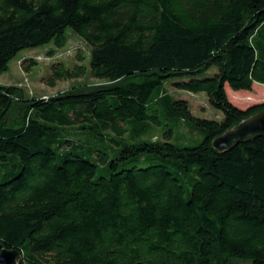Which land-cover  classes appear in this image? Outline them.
<instances>
[{"label":"trees","instance_id":"1","mask_svg":"<svg viewBox=\"0 0 264 264\" xmlns=\"http://www.w3.org/2000/svg\"><path fill=\"white\" fill-rule=\"evenodd\" d=\"M67 27L89 46L87 65L51 61L45 82L85 72L101 82L47 96L0 84V249L25 264H264V137L211 145L264 108L235 106L224 86L264 84V0H0V72L20 49L62 47ZM174 77L221 118L161 90ZM158 112L190 142L163 124L114 157L100 151L105 175L73 144L59 149L70 139L50 145L64 125L96 119L122 134L127 120L160 123Z\"/></svg>","mask_w":264,"mask_h":264},{"label":"rangeland","instance_id":"2","mask_svg":"<svg viewBox=\"0 0 264 264\" xmlns=\"http://www.w3.org/2000/svg\"><path fill=\"white\" fill-rule=\"evenodd\" d=\"M67 41L60 47H54L51 42L41 44L32 48H23L18 50L15 55L7 62V69L0 72V84H16L20 85L25 94L34 96H47L56 92L65 90L72 84L78 83H98L101 80L95 79L85 74L76 78H65L56 80L54 85H49L45 82L44 77L49 73V64L51 61L60 60L65 65L71 66L73 63H83L87 65L89 46L84 40L72 32L68 27L66 28ZM49 50H52L49 53ZM79 54L82 59L76 58ZM24 57H33L36 63L33 64L29 70L24 71L20 67V60ZM214 66H210L203 75H210L215 71ZM180 78H168L162 83L161 90L164 89L174 98L185 99L190 112L198 117L214 118L219 120L222 116L220 110L211 106L202 91L191 92L185 89L175 88L174 81ZM225 92L227 98L237 107L245 108L249 104L260 102L264 100V93L261 86L263 83L254 82L253 89L250 93L241 95L239 91L231 89L227 84ZM160 123H153L149 120H127L125 122V131L122 134L114 133L109 127L105 126L100 120L92 119L88 126L83 124L79 127L76 124L64 125L60 131L57 132L54 142L50 145L56 149V142L61 138H68L70 142L63 143L59 149L67 148L73 144L77 149L81 150L83 155L95 163L93 177L107 174V166L105 162L98 159L99 152H105L107 158L114 157L118 148L123 142H132L142 138H149L152 135H160L166 124L172 129L170 139L176 143H188L189 137L184 133L180 122L175 118L165 117L163 113H157ZM154 161H161L155 159ZM170 167L169 162H164ZM145 163H138L144 165Z\"/></svg>","mask_w":264,"mask_h":264},{"label":"water","instance_id":"3","mask_svg":"<svg viewBox=\"0 0 264 264\" xmlns=\"http://www.w3.org/2000/svg\"><path fill=\"white\" fill-rule=\"evenodd\" d=\"M255 136L264 137V108L260 109L215 135L211 139L212 147L223 150L233 144ZM0 264H25L16 248L2 247L0 249ZM135 264H144L136 261Z\"/></svg>","mask_w":264,"mask_h":264},{"label":"crops","instance_id":"4","mask_svg":"<svg viewBox=\"0 0 264 264\" xmlns=\"http://www.w3.org/2000/svg\"><path fill=\"white\" fill-rule=\"evenodd\" d=\"M253 85H254V82H252L251 89H249V90H252L253 89ZM261 89H262V92L264 93V86H261ZM249 90L238 89L237 91H239L238 93H240L241 95H243V94H246V93H250Z\"/></svg>","mask_w":264,"mask_h":264}]
</instances>
